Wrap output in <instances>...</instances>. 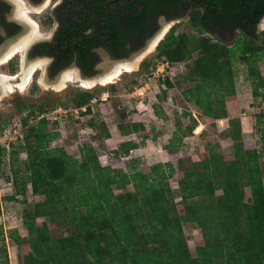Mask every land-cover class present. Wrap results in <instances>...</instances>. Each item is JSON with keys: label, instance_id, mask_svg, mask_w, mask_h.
<instances>
[{"label": "trees", "instance_id": "1", "mask_svg": "<svg viewBox=\"0 0 264 264\" xmlns=\"http://www.w3.org/2000/svg\"><path fill=\"white\" fill-rule=\"evenodd\" d=\"M188 2L165 0L159 9L163 5L173 8L170 14L175 16L179 8H189ZM131 3L136 10L130 6L128 17L122 18L123 13L118 10H98L100 22L93 26L95 36L77 29L74 22L60 18L61 31L57 39L66 49H50L51 44L45 46L51 52L62 54L59 60L64 63H55L57 71L68 67L76 55L77 65L85 75L95 72L100 58L93 48L102 44L105 36L114 40V45L123 43V38L127 37L137 46L141 37L137 16L142 15L138 7H146L143 11L146 17L154 8V1L131 0ZM203 3L204 13L193 11L190 20L214 37L217 30L241 35L238 47H227L228 61L235 60L239 53V59L244 56L252 62L247 63L249 76L254 80L252 93L255 98L260 97L263 104L264 76L257 62H264V43L257 42L260 39L257 26L264 17V0H204ZM200 4L193 0L190 7ZM4 8L0 5V23L5 20L1 15ZM7 27L17 28L16 32L9 30L7 37L21 30L15 24H7ZM124 27L129 36H123ZM237 30L240 32L236 33ZM176 32L177 27H174L157 47L155 60H145L141 64L140 73L159 61L174 65L192 59L185 38L178 39ZM204 47L211 51L209 46ZM134 51L132 47L110 51V54L115 59H125ZM212 58L197 59L193 67L186 64L190 71L185 79L196 85L182 95L186 101L195 102L200 117L221 120L229 117L227 103L237 99L235 76L231 68L233 63H218L217 58L214 61ZM204 59L209 62L212 59L214 63H206ZM115 84L110 85L115 87ZM161 87L164 88L157 93L159 100L175 84L166 78L161 81ZM93 99L95 93L89 89L78 93L70 103L73 108H81L89 106ZM59 106L55 103L52 108L33 110L22 104L18 109L29 108L39 115ZM261 112L257 116L258 144L243 138L241 119L233 118L229 120L227 131L233 153L224 155L215 145H208L205 152L199 154L198 161L179 158L173 151L179 149L183 138L192 135L197 126V120L190 115V126L179 125L166 147L170 159L177 160L178 168L170 161L146 166L139 158L126 159L124 168L104 167L98 151L87 144L81 145V159L78 160L65 148L50 146L60 136L58 131L46 129L50 119L38 120L36 125L27 120L13 123L27 127L22 137L27 147L25 158L19 159L24 146L16 145V141L11 143L10 149L0 145V166L8 152L12 155L9 160L11 175L3 179V183H12L14 190L7 200H18L29 188L32 195L43 199L23 211L26 236L18 229L10 230L7 235L0 231V264H10L7 239L17 246L20 264H264V113ZM83 115H91L90 106L77 118ZM51 123L56 126L59 122ZM101 124L98 129L102 128L105 138H110L106 125ZM94 127L90 124V128ZM5 129L0 126V133ZM119 129L124 136L135 133L143 136V140L148 138L145 133L140 134V131L145 132L140 124L119 125ZM137 148L139 145L134 141L118 144V150L126 154ZM174 176L177 189L170 184ZM176 198L180 201L176 202ZM39 219H44L41 227L37 225ZM185 223H195L202 234L195 257L189 251ZM51 225L60 227L65 234L54 237Z\"/></svg>", "mask_w": 264, "mask_h": 264}, {"label": "rangeland", "instance_id": "2", "mask_svg": "<svg viewBox=\"0 0 264 264\" xmlns=\"http://www.w3.org/2000/svg\"><path fill=\"white\" fill-rule=\"evenodd\" d=\"M1 1L8 5V18L22 26L19 34L12 39L6 40L2 46L10 44V42L18 46H23L27 37L32 34V27L25 22V19L21 18L22 14H26L33 19L38 24V29H36L34 38L29 42V45L26 47L23 46L9 63L0 65V77L19 76V78L11 80L9 84L5 81V83H2L0 80V90H4V93L0 92V126H5L6 129L11 126L16 129H21V131H17L19 134H23V131L27 127L22 129L20 126H14L13 123L17 122L16 124H20V120H27L29 123L33 122L32 125H36L38 115L29 111V108L19 111V105L26 104L30 109L37 110L39 107H43L44 109L52 108L55 103H58V105H60L59 107L70 110L74 109L72 107L73 105L70 103L72 98L76 97L78 93L84 90L92 89L97 101L94 104L91 103V115H83L81 119H78L77 117L80 115L77 116L74 113H69L67 116L59 119V123H57L56 126L51 123L54 122V120H50L51 122L46 129L55 132L58 131L60 133L59 138L50 143L51 147H63L70 155L80 160V147L83 144H87L98 151L100 163L104 167L124 168L127 157L131 159L139 158L146 166L157 163H168L170 161L175 165V168H178L177 160H168V156L165 153L166 149L164 148L166 145H169L170 140L178 131L179 125H182V127L190 126L192 122L190 115H192L193 118H195V115L197 117L195 119H198L197 129L194 130L191 136L183 140L182 147L180 146L179 149L174 148L173 150L175 153L177 152V155H180L179 158L198 161L199 154L204 153L208 145H215L216 150L220 153L231 155L233 153V143L227 135L229 128L228 123L223 120H221V122L219 120L200 117L195 113V102H188L183 98V95H181L183 91L193 88L196 85L192 83V81L189 82L185 79V76H187L190 71V68L187 69L186 64L189 63L190 67H193L195 65L194 63L199 59L201 60L203 57L206 58L209 56L211 58L213 57V61L217 58L218 63H233L231 68L235 76L233 80L237 99L230 102V106H228L229 103L227 104V113L229 115L230 112L232 116L241 114L242 118L246 116V120H242L241 117H239V119L242 120V126L245 127L244 129L251 131L247 134V137L250 138L249 140L257 144L259 143L256 132L257 116L262 113L261 105L263 104H261V98H255L252 93L254 80L249 76L247 69V63L252 62L247 61L244 56H241L239 59V53H237L235 60L229 62L226 54L228 46H237L238 38L241 37L240 34L227 36L223 39V42H220L217 37L201 31L189 17L185 21L177 23L176 35L178 39H180L181 36L185 38V44H187L190 49L192 59H185L182 62H178L181 64L172 65L171 69H169L172 73V79L170 80L175 84V87L168 89L163 99L159 100L158 96L155 97L156 91L158 90L154 86L158 85L160 89H163L165 86L163 88L161 87L162 79L152 84L151 90L146 94H142L143 96H140L136 90L141 83L147 82L149 78L152 77V72L154 71V66H152L140 73L143 61H152L155 56L153 53L147 57L151 52V50H148V46L137 55L140 56L143 52H146L141 60H139V62L142 61L141 64L139 65L138 62L134 69L132 68L131 71L128 72L126 71L127 73H123L111 83H106L104 85L100 83L101 85L96 84L91 87H85L82 81L86 80L79 79L80 76L84 77V74L73 63L62 70L53 80L48 82L46 77L51 64L49 60L34 58L28 62V53L36 44L52 40L57 29L55 16L63 0H49L48 5H43L46 0H43L41 2L42 4L33 3L29 0ZM51 17H53V19H51ZM257 33L260 35V39L257 40L258 44H263L264 18L261 19L258 25ZM204 46H209L211 51L208 52ZM154 50L155 48L153 51ZM230 51L233 52V50ZM101 55L103 60L99 63L98 67L108 63V55L104 52H101ZM133 58L136 57H131L128 61L134 60ZM212 59L210 62L208 59L204 60L207 61L206 63H214ZM257 63H260L258 68L261 75L264 76V62L261 61ZM24 65L30 69L29 73H31L32 78L26 88L22 90L17 84L21 82L20 75L23 72ZM106 68H109V66ZM26 71L28 72V70ZM60 78L68 79L61 85V83H59ZM42 82L45 83L43 84ZM114 83H116L115 87L110 85ZM8 85H10L9 89L6 88ZM202 86H204V84ZM209 92H212V90L210 89ZM260 92H262V90H260ZM53 110L51 109L50 111ZM227 119L230 120L233 118L228 117ZM199 122L204 124V127L199 125ZM250 122L251 124H248ZM92 123L95 125V129L90 128V124ZM101 123H104L109 132H111L110 138H105V131L102 128L98 129V127L102 125ZM132 124L145 125L144 128L146 131H140V134L143 135L145 133L147 137H149L147 141H143V136L139 135L122 136L119 125L125 126ZM198 129H200L201 132L198 133ZM14 138L16 143H18H15L16 145L25 147V150H22L19 155V159H24L27 146L25 142H22L21 136H17L16 134ZM18 139H21V142H18ZM128 140L134 141L137 145L142 147V150H132L128 154L119 151L117 145L122 141ZM17 148L18 146L15 149ZM11 157L12 155H9L8 152V156L3 158L0 166V231L2 230L5 235H7L10 230L18 229L21 235L26 236L27 231L22 221L23 211L30 205L41 201L43 197H35L31 194V188H29L27 194L19 197L18 200L15 198H13L12 201L7 200L12 195V192L14 193L12 183H3L5 176L11 175L9 165ZM170 184L173 189L178 188L176 176L170 180ZM246 193L248 196L249 190H247ZM178 201H180V199L176 198V202ZM43 222L44 219H39L37 220V225L41 227ZM50 228L54 237L65 234L63 229H60L58 226L51 225ZM184 232L189 251L191 255L195 257L197 255V247L202 241L201 231L195 223H185ZM6 245L10 264H20L17 246L9 239L6 240Z\"/></svg>", "mask_w": 264, "mask_h": 264}, {"label": "flooded vegetation", "instance_id": "3", "mask_svg": "<svg viewBox=\"0 0 264 264\" xmlns=\"http://www.w3.org/2000/svg\"><path fill=\"white\" fill-rule=\"evenodd\" d=\"M29 1H31L33 3L40 4L43 0H29ZM47 1L48 0H46V2L43 3V5H45L47 3ZM153 1H154V5H153L154 8L150 9L149 14L146 17H143V14H144L143 11L146 7H144V5H141L138 7L140 9V11H142L141 12L142 15L137 16L140 20L139 33L141 35V37L139 38V41L137 42V46H133V44H132L133 40L129 39L127 37L123 38V40H122L123 43H118L117 45H114L115 41L114 40L110 41V37L105 36V38H103V40H102L103 43L100 44L99 46L93 48V51L100 58L99 63H101V61L103 60L101 52H104L105 54L108 55L107 62L111 63L113 61L124 60V58L123 59H115L111 56L110 51L127 50V49H130L133 47V48H135V51L128 58H125V59L129 60V58H131L134 53L138 52L139 50H141L147 46H150L152 44V41L157 39V37H159L160 33H162L164 31L165 26L169 25L168 30L162 36L161 40H159V42L157 43L155 50L153 51V53H155L159 44L163 40L166 39V37L168 36V34L171 32V30L174 27H177L176 26L177 23H181V22L185 21L188 17L190 19V13L193 11L201 10L204 13V10L206 8V7L204 8V3H203L204 0H198L202 5L200 4V5H197L195 7H192V6L190 7V4L193 3V0H189L188 4L186 3V6L189 7L188 9L185 10L183 8H179L177 13L175 12V16H172L170 14V12H171V9L173 10V8L169 7L170 9L168 8L169 9L168 10L167 6L163 5L162 9H159L161 7L160 4L161 3L163 4L165 2V0H153ZM132 4L133 3H131V0H63L62 4L59 6L58 12L55 16V20L57 21V29L55 31V34H54L52 40L41 42L39 44H36L33 48H31L29 50V53H28V59H27L28 62L34 58L35 59H48L49 63H51V64H50V67L48 70L46 80L48 82H50L62 70L65 69V68H63L62 70L57 71L55 63H64V62H61L59 60V58L62 56V54H60L59 52H51V50H50V49H55L57 47H60L61 50L66 49L65 48L66 46H61L59 40L57 39V38H59L58 32L61 31V20H60V18H62L64 21L70 20L71 22H74V24L77 26L76 27L77 29L85 30L87 34H93V36H95L96 31L94 30L93 26H95V27L98 26L97 24L100 22V18H99L100 16H98V13H97L98 10H102L103 8H109V11L110 10H118V11L123 13L121 15V17L123 18L126 16L128 17L127 11H128L130 6L134 7L133 11L136 10L135 5H132ZM0 5L5 6L3 13H1V15L4 17L5 20L3 23H0V48H1V46L4 44V42L6 40L12 39L17 34H19V31H18L13 36L7 37L9 30H12L13 32H16V30H17L16 27H12V28L7 27V24H15L16 26H20V27H22V26L18 25L14 21H11L8 18V16H7L8 5L6 3H4L3 1L0 0ZM125 23H123L124 26H125ZM103 24H105V23L103 22ZM257 29H258V26H257ZM122 32H123V36H124V34H128L127 33V27H124L122 29ZM239 32H240V30L236 31V33H239ZM214 33H215V37H217L218 39H221V41H223V39H225L227 36H233L229 32L220 33L218 30H217V32H214ZM127 36H129V34ZM107 40H109V42H107ZM47 44H51L50 49L45 47ZM14 46H17V45L14 44L13 42H10V44H8L6 46H2V48L0 49V62L5 58V56L7 54L6 50H8V51L14 50L13 49ZM17 47H21V45H19ZM70 63L75 64L81 70V68L77 65L78 59H77L76 55H74V58ZM98 65L99 64H97L95 66V72L90 71L88 75L86 74V76H85L84 72L81 70L84 74V77L90 76L93 73H97L96 68Z\"/></svg>", "mask_w": 264, "mask_h": 264}, {"label": "bare ground", "instance_id": "4", "mask_svg": "<svg viewBox=\"0 0 264 264\" xmlns=\"http://www.w3.org/2000/svg\"><path fill=\"white\" fill-rule=\"evenodd\" d=\"M48 3H49V0L47 1L46 4L48 5ZM21 18L25 19V22L27 24H29V26L32 27V32H31L32 34L27 37V40H25L26 42L24 41L25 43L23 44V46L26 47L27 45H29V42L34 38V33H36L35 31H36V29H38V24L33 19H31L30 17H28L26 14H22L21 15ZM168 28H169V25H166L164 31L162 33H160L159 37H157V39H155L154 41H152V44L150 46H148V50L149 51L150 50L152 51L155 48V46L157 45V43L159 42V40H161L162 36L166 33V31L168 30ZM17 46H14L13 47L14 50H9V51L6 50L7 54H6L5 58L0 62V65L7 64L20 51V49L23 48V46H21V47H17ZM145 54H146V52H143L142 55H140V56H137L138 55L137 54L135 56L136 58H133L134 60H130V61L127 60V62L126 61H123V62L121 61L119 63H116L117 65L115 63L114 64H111V65H107L106 67L109 66V68H106V71H105L104 75L101 76V78L99 79L100 83L104 85L106 83H111V82L115 81V79L118 77V74H119L120 70H125L127 72L128 71H131L132 68L134 69L137 66L139 60H141V58ZM108 69H110V70H108ZM26 70H28V72ZM29 72H30V69H28L24 65L23 72L20 75L21 76V82L19 84H17L18 87L20 89H22V90H24L26 88V86L29 84V82H30V80L32 78L31 77V73H29ZM17 78H19V76H15V77H13V76L12 77L1 76L0 77V80H1L2 83L5 81V82H7V84H9V82L11 80H15ZM67 79L66 78H63V79L60 78L59 83H61V85H62V84H64L66 82ZM82 84L85 87H91V86H93L95 84V81L93 79H91V80L88 79L86 81H82ZM9 86L10 85H8L6 88L9 89ZM0 92H3L4 93V90L3 91L0 90Z\"/></svg>", "mask_w": 264, "mask_h": 264}, {"label": "built area", "instance_id": "5", "mask_svg": "<svg viewBox=\"0 0 264 264\" xmlns=\"http://www.w3.org/2000/svg\"><path fill=\"white\" fill-rule=\"evenodd\" d=\"M172 65L169 62H158L156 66H154V71L152 72V77L149 78V80L147 82L141 83V85H139L138 88H136L137 93L140 94V96L142 94H146L148 91L151 90V85L154 84L156 81L158 82L159 80H164L166 78L172 79L171 78V72L169 69H171ZM153 70V69H152ZM155 88H157L158 91H156L155 97L157 96V93L160 91V86L158 87V85L154 86ZM143 96V95H142ZM97 100L93 99L91 101V103H95ZM91 103H90V107H91ZM89 106H84L81 108H74V109H63L61 107L47 112V113H42L39 114L37 117V120H41L44 118L50 119V120H59L65 116H67V114L69 113H74L75 115L79 116L80 113L82 112H86ZM262 110L264 112V103H263V107ZM54 117V119H53ZM21 127V126H20ZM23 129V127H22ZM21 131V129H16L15 127H9L7 129H5L4 131H2L0 133V145L3 147H6L7 149H10V145L12 142L15 141L16 134L17 136H21L23 137V134H19L18 131ZM126 159H128L126 157Z\"/></svg>", "mask_w": 264, "mask_h": 264}, {"label": "crops", "instance_id": "6", "mask_svg": "<svg viewBox=\"0 0 264 264\" xmlns=\"http://www.w3.org/2000/svg\"><path fill=\"white\" fill-rule=\"evenodd\" d=\"M179 64H181V63H179ZM181 95H182V94H181ZM183 98H184V97H183ZM184 99H185V98H184ZM228 103H229V104H228ZM228 103H227L228 106H230V102H228ZM155 107H156V106H155ZM195 113H197V111H196ZM197 115H199V114L197 113ZM228 116H229V118H234V117L239 118V117H241L242 120H246V118H247L246 116H245V118H242L241 114H237V115H233V116H232V115H230V112H229V115H228ZM231 116H232V117H231ZM194 117L197 118L195 115H194ZM203 118H204V117H203ZM197 120H198V119H197ZM221 120H223L224 122L226 121V122L228 123V127H229V120H228L227 118H225V119H221ZM221 120H219V121H221ZM242 120H241V124H243ZM221 122H222V121H221ZM248 124H251V122L248 123ZM199 125H201L202 127H204V124H202V123H200V122H199ZM143 126H145V125H143ZM197 127H198V125L196 126L195 129H197ZM244 128H245V127L242 126L243 138H244L245 140H249L250 138L247 137V134H249L251 131L246 130V129H244ZM247 129H248V128H247ZM145 131H146V129H145ZM203 131H204V130H203ZM203 131H202V132H203ZM110 133H111V132H110ZM193 133H194V132H193ZM130 135H137V134L132 133V134H130ZM130 135H126V136L128 137V136H130ZM122 136H123V137H126V136H124V135H122ZM190 136H191V135H190ZM245 136H246V137H245ZM148 138H149V137H148ZM148 138H146L145 140L147 141ZM185 138H186V137H184L183 140H184ZM143 139H144V138H143ZM143 139H142V140H143ZM145 140H143V141H145ZM171 140H172V139H171ZM171 140H170V141H171ZM128 141H129V140H128ZM131 141H132V140H131ZM122 142H126V141H122ZM122 142H120V143H122ZM120 143H119V144H120ZM182 143H183V142H182ZM117 146H118V145H117ZM142 146H143V145H142ZM166 147H167V145H166ZM166 147H165L164 149H166ZM181 147H182V146H181ZM140 149L142 150V147H141V146H139V148H137V149H133V150H136V151H137V150H140ZM131 151H132V150H131ZM165 151H166L165 153H166V155L168 156V160H169V159H170V155L168 154L169 152H168L167 150H165ZM179 156H180V155H179ZM128 159H131V158H128ZM170 160H171V159H170ZM166 162H167V161H166Z\"/></svg>", "mask_w": 264, "mask_h": 264}, {"label": "water", "instance_id": "7", "mask_svg": "<svg viewBox=\"0 0 264 264\" xmlns=\"http://www.w3.org/2000/svg\"><path fill=\"white\" fill-rule=\"evenodd\" d=\"M156 47V46H155ZM144 49V48H143ZM143 49H141V50H139L138 52H136V53H134L133 55H132V57H134V56H136L138 53H140ZM153 53V50L148 54V55H150V54H152ZM147 55V56H148ZM128 59H124V60H118V61H113V62H111V63H106V64H103V66H100V67H98L97 66V68H96V70H97V73H93V74H91L90 76H87V77H79V79L80 80H87V79H93L94 81H95V84L94 85H96V84H99V85H101L100 84V81H99V79L101 78V76L104 74V72H105V68H106V65H111V64H116V63H119V62H123V61H127ZM143 60V59H142ZM142 62V61H141ZM141 62L139 63V65L141 64ZM117 65V64H116ZM123 73H127L125 70H120V72H119V74H118V77L119 76H121Z\"/></svg>", "mask_w": 264, "mask_h": 264}]
</instances>
